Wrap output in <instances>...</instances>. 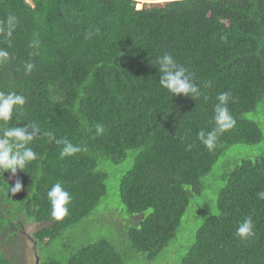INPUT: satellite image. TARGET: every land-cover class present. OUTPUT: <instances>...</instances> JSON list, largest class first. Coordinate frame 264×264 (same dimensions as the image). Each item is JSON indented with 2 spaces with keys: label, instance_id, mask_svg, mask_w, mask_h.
Instances as JSON below:
<instances>
[{
  "label": "trees",
  "instance_id": "1",
  "mask_svg": "<svg viewBox=\"0 0 264 264\" xmlns=\"http://www.w3.org/2000/svg\"><path fill=\"white\" fill-rule=\"evenodd\" d=\"M140 1L146 3L138 10ZM10 16L16 23L9 37ZM0 29V50L9 54L0 62V91L26 98L0 128L35 122L42 133L29 145L37 160L15 175L0 172V264H13L1 248L25 220L41 225L40 264H126L106 238L68 252L64 261L44 260L38 248L48 252L62 241L67 251L68 242L95 229L92 219L80 232L106 195L101 165L120 164L131 150L137 153L119 195L126 213L141 220L126 235L135 252L153 261L176 239L190 197L202 195V180L217 162L233 146L264 141V0H0ZM165 53L188 69L200 97L172 96L160 85L154 65ZM27 63L35 66L30 73ZM222 92L230 94L236 123L210 151L198 133L215 126ZM48 132L81 151L61 157L64 144L48 142ZM17 180L22 190L8 193ZM56 183L72 196L60 221L52 219L47 198ZM260 191L264 155L232 169L217 214L202 213L181 264H264ZM189 216L192 226L198 209ZM249 216L255 235L240 239L236 229Z\"/></svg>",
  "mask_w": 264,
  "mask_h": 264
},
{
  "label": "rangeland",
  "instance_id": "2",
  "mask_svg": "<svg viewBox=\"0 0 264 264\" xmlns=\"http://www.w3.org/2000/svg\"><path fill=\"white\" fill-rule=\"evenodd\" d=\"M259 117V114L255 116V120L260 124ZM261 122H263L262 119ZM262 128L264 132V124ZM136 153L137 151L135 150L128 151L127 159L120 164L102 163L101 170L108 176L106 195L101 200L95 215L91 216V221L88 225L83 226L80 232L93 224H96L95 229L87 235H78L74 240L68 242L69 248L67 251L64 250L66 248L62 241H59L57 244L53 243L48 252L41 251L38 248L42 259L64 261L68 252L106 238L112 242L114 248L126 264H181L183 256L195 241L197 229L205 218L202 213L206 211L210 215L217 214L216 201L218 193L227 183L228 175L242 160L264 155V141L253 146H233L217 162L212 173L202 180L204 183L202 195L190 197V206L182 219L176 239L153 261L148 260L144 254L137 253L131 248L126 233L128 229L138 227L141 218L126 213L119 195L121 179L132 169ZM194 207L198 209L199 218L191 226L192 223H187V220L190 217V213L193 212ZM101 212V217H99V213ZM92 219L94 220L93 224ZM40 228L41 225L38 223L25 220L18 236L14 237L11 242L3 245L1 249L10 255L9 258L13 264H40L39 253L36 248L37 240L35 238V234ZM0 241H2L1 238ZM18 242L23 246L21 250L18 249ZM37 259L39 260L38 263Z\"/></svg>",
  "mask_w": 264,
  "mask_h": 264
},
{
  "label": "clouds",
  "instance_id": "3",
  "mask_svg": "<svg viewBox=\"0 0 264 264\" xmlns=\"http://www.w3.org/2000/svg\"><path fill=\"white\" fill-rule=\"evenodd\" d=\"M15 23L16 18L14 16L8 17L7 36L12 35ZM8 57L7 51L0 50V62L7 61ZM154 66L158 69L160 75V85L168 90L172 96L183 94L195 99L202 95L200 87L193 82V77L188 69L177 63L170 53L156 57ZM34 67V64L27 63L25 71L30 73ZM229 98L230 94L224 92L217 96L218 103L214 108L213 116L215 126L210 131L201 130L198 133L199 141L210 151L215 148L218 135L231 129L236 123L227 107ZM25 103L26 98L24 95L12 91L7 93L0 91V122L7 125V122L13 118L14 109L22 108ZM95 127L97 134L103 133L104 128L102 125L98 124ZM41 134L40 126L35 122L26 123L22 127L13 125L0 128V172L10 171L15 175L17 169L24 170L31 162L37 160L38 154L29 145L36 136ZM43 135L48 138V142L55 141L57 144H64L60 153L61 157L71 156L81 151L80 147L67 140H56L50 132L43 133ZM188 147L190 149L192 146L189 145ZM22 188V182L17 180L15 185L8 189V193L9 191L12 194L18 193ZM257 195L264 200V191H260ZM47 198L51 203L50 214L52 219L55 221L62 220L68 214V205L72 199L71 194L60 183H56L48 190ZM253 227L252 218L250 216L246 217L239 223L235 235L240 239H248L255 235ZM38 261L37 259V263Z\"/></svg>",
  "mask_w": 264,
  "mask_h": 264
},
{
  "label": "water",
  "instance_id": "4",
  "mask_svg": "<svg viewBox=\"0 0 264 264\" xmlns=\"http://www.w3.org/2000/svg\"><path fill=\"white\" fill-rule=\"evenodd\" d=\"M141 3H146L145 1H140ZM149 3V2H148ZM143 8V5L142 4H140V5H138L137 6V9L138 10H141Z\"/></svg>",
  "mask_w": 264,
  "mask_h": 264
}]
</instances>
